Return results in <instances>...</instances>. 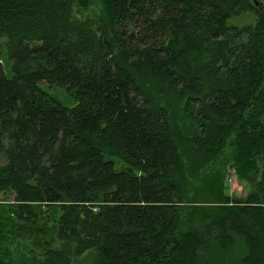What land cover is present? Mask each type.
<instances>
[{
	"label": "trees",
	"instance_id": "trees-1",
	"mask_svg": "<svg viewBox=\"0 0 264 264\" xmlns=\"http://www.w3.org/2000/svg\"><path fill=\"white\" fill-rule=\"evenodd\" d=\"M92 8L96 30L74 18ZM249 10L256 26L226 25ZM0 39V238L10 212L38 264H70L66 243L98 264H211L208 244L264 264V1L0 0ZM140 75L185 98L192 138ZM228 163L245 200L224 194Z\"/></svg>",
	"mask_w": 264,
	"mask_h": 264
},
{
	"label": "rangeland",
	"instance_id": "rangeland-1",
	"mask_svg": "<svg viewBox=\"0 0 264 264\" xmlns=\"http://www.w3.org/2000/svg\"><path fill=\"white\" fill-rule=\"evenodd\" d=\"M264 1V0H257ZM76 19H87L90 18L93 22L94 30L98 27L99 13L96 9H91L90 15H80L74 13ZM258 22V15L255 11L249 10L242 12L239 15L232 16L226 21V25L229 27L244 28L247 26H256ZM0 62L2 63L5 73L8 77L12 76L11 63L9 62L4 43L0 39ZM137 82L140 87L145 90L147 97L152 103V107L166 108L174 115L175 127L181 131L184 137L192 138L195 132V127L191 124L184 113L185 98L180 94L174 92L172 89L167 87L165 84L154 76L140 75L137 77ZM46 91L61 102L66 107H72L75 105L74 100L68 96V94L61 89L53 88L49 89L47 86H43ZM261 163V162H260ZM118 168H121V163H117ZM260 165V164H259ZM220 166V165H219ZM222 170L223 181H224V194L230 197H236L238 199L245 200L251 192L254 191V187L247 180L240 178L237 172L233 168V163H228ZM261 170V167H260ZM261 175V172H259ZM260 176H258L259 179ZM12 213H8L5 218L8 219L7 223L3 226L1 233L3 238H0V254L6 264H38L43 261L42 249L38 248L35 244L38 243L40 237L36 235H29L26 231L22 230L23 226L20 224L14 225L15 217ZM198 224V221L197 223ZM207 243V242H206ZM208 244V243H207ZM55 246L60 247L70 264H98L99 256L96 249L87 251L81 256H77L75 253V245L71 243L56 244ZM237 250L226 257L223 255L217 256L213 252L210 245H205L200 249V254L204 255L208 260L210 259L211 264H242L243 247L236 248ZM219 257V258H218ZM214 261V262H213Z\"/></svg>",
	"mask_w": 264,
	"mask_h": 264
},
{
	"label": "water",
	"instance_id": "water-1",
	"mask_svg": "<svg viewBox=\"0 0 264 264\" xmlns=\"http://www.w3.org/2000/svg\"><path fill=\"white\" fill-rule=\"evenodd\" d=\"M255 5H259V2L257 0H252Z\"/></svg>",
	"mask_w": 264,
	"mask_h": 264
}]
</instances>
